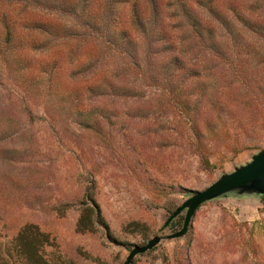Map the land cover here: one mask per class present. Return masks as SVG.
<instances>
[{
	"label": "rangeland",
	"instance_id": "obj_1",
	"mask_svg": "<svg viewBox=\"0 0 264 264\" xmlns=\"http://www.w3.org/2000/svg\"><path fill=\"white\" fill-rule=\"evenodd\" d=\"M33 34L20 29V57L10 60L5 77L0 76V264H25L14 242L24 224L47 236L41 255L48 264H122L132 245L180 228L164 223L192 191L264 149V121L251 125L250 110L241 107L238 115L248 123L226 120L223 140L206 142L211 153L204 169L188 153L172 103L148 96L139 101L92 99L102 114H110L107 121L98 119L107 138L102 141L64 113L72 99L65 94L67 61L82 52L93 59L97 46L86 43L79 49L69 38L61 43L39 37L38 45L45 44L36 50ZM51 55L61 60L58 89L66 100L50 96L54 84L41 76ZM20 73L21 80L16 78ZM23 105L35 116L32 122ZM169 186L182 189L164 193ZM85 192L92 194L107 231H75ZM183 214L184 210L178 215ZM131 264H264V199L249 194L208 200L195 209L184 235L159 240L135 255Z\"/></svg>",
	"mask_w": 264,
	"mask_h": 264
},
{
	"label": "trees",
	"instance_id": "obj_2",
	"mask_svg": "<svg viewBox=\"0 0 264 264\" xmlns=\"http://www.w3.org/2000/svg\"><path fill=\"white\" fill-rule=\"evenodd\" d=\"M20 29L34 33L36 50L45 44L38 45L39 37L61 43L69 38L79 49L86 43L97 46L93 59L82 52L67 61L65 94L72 99L64 113L102 141L107 138L98 119L107 121L110 114L105 116L90 101L103 97L139 101L148 96L155 102H171L183 125L188 153L204 169L211 153L206 142L223 140L226 120L248 123L238 115L241 107L250 110L251 125L264 121V41L250 42L264 39V0H0L2 77L10 60L20 57ZM49 59L41 76L54 84L50 96L66 100L58 89L61 60L52 55ZM229 94L234 96L228 99ZM22 108L32 122L35 116L29 106ZM6 128L7 124L1 139ZM181 189L169 186L164 193ZM80 205L76 232H92L95 227L107 231L91 193H84ZM182 218L177 215L168 226L180 227ZM14 242L25 264H48L41 255L47 236L36 226L24 224Z\"/></svg>",
	"mask_w": 264,
	"mask_h": 264
},
{
	"label": "water",
	"instance_id": "obj_3",
	"mask_svg": "<svg viewBox=\"0 0 264 264\" xmlns=\"http://www.w3.org/2000/svg\"><path fill=\"white\" fill-rule=\"evenodd\" d=\"M249 194L264 196V149L258 150L250 156L249 161L234 167L228 173L220 175L203 189L192 191L164 223V226H166L170 220L184 210L180 228L167 235H153L142 245H132L122 264H131L135 255L152 249L163 238L169 239L184 235L190 225L195 209L202 203L225 195L240 196Z\"/></svg>",
	"mask_w": 264,
	"mask_h": 264
}]
</instances>
